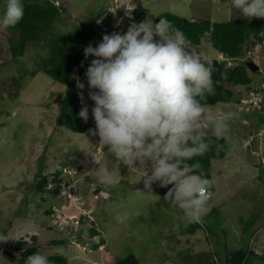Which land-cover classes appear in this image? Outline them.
<instances>
[{
	"label": "rangeland",
	"instance_id": "obj_1",
	"mask_svg": "<svg viewBox=\"0 0 264 264\" xmlns=\"http://www.w3.org/2000/svg\"><path fill=\"white\" fill-rule=\"evenodd\" d=\"M58 1L61 17L53 22V33L71 34L88 27L101 40L105 34L126 32L132 22L156 23L163 13L194 22L249 19L230 0ZM3 11L0 0V15ZM9 38L16 36L0 30V234L9 237L0 241V264H22L20 254L30 247L47 256H62L68 264H232L238 252L245 256L240 264H264V111L255 98L256 90L264 89V44L243 46L241 63L252 61L259 67L256 73L248 71L250 87L236 89L223 82L245 105L234 99L209 107L211 115L223 112L230 117V135L240 144L227 139L226 157L210 161L211 215L201 217V226L189 235L184 232L193 221L164 197L142 189L140 176L112 157L107 146H100L98 135L88 133L85 139L58 124L64 88L43 73L31 75L48 55L46 42L26 45L15 62L10 58ZM191 48L203 50L219 65L227 61L206 39ZM85 73L82 78L76 74L75 85L95 129ZM78 81L85 84L83 90ZM246 107L251 111L245 112ZM244 141L249 148H244ZM105 165L120 172V184L99 183L97 167ZM40 170L45 174L63 170L56 199L50 196L43 201L35 193L33 183ZM51 185L46 188L51 190ZM123 212L128 219L120 223L117 217ZM91 225L99 232L93 239ZM21 241L26 244L19 245ZM98 242L103 247L94 245Z\"/></svg>",
	"mask_w": 264,
	"mask_h": 264
},
{
	"label": "clouds",
	"instance_id": "obj_2",
	"mask_svg": "<svg viewBox=\"0 0 264 264\" xmlns=\"http://www.w3.org/2000/svg\"><path fill=\"white\" fill-rule=\"evenodd\" d=\"M230 4L250 20L264 18V0H230ZM23 16V0H4L0 30L15 27ZM83 51L86 58L96 57L85 73L88 97L94 102L95 129L89 133L98 135L100 146H107L112 157L138 174L146 190L157 182L162 187L172 185L164 197L169 206L181 209L189 221L200 219L213 198L209 200L212 181L198 171L199 162H185L204 155L213 138L240 144L230 135V117L223 112L211 115L210 106L203 102L214 92L213 61L203 50H193L184 32L166 18L158 23L132 22L126 32L105 34L97 46L90 44ZM218 57L227 59L226 67L236 66L237 59ZM77 87L83 90L85 84L78 81ZM256 91L262 110L264 89L260 86ZM238 101L242 105L244 100ZM252 105L249 102V108ZM78 115L88 121L87 104ZM97 175L105 186L122 180L120 172L107 165L98 166ZM117 219L125 222L128 213ZM8 239L0 234V241ZM95 245L103 247L99 242ZM24 264L52 262L37 251Z\"/></svg>",
	"mask_w": 264,
	"mask_h": 264
},
{
	"label": "trees",
	"instance_id": "obj_3",
	"mask_svg": "<svg viewBox=\"0 0 264 264\" xmlns=\"http://www.w3.org/2000/svg\"><path fill=\"white\" fill-rule=\"evenodd\" d=\"M55 1L23 0L24 16L22 20L15 27L6 29L11 36H16V39L9 38L7 40L10 58L16 62V59L22 55L26 45L39 43L43 40L46 42L48 55L41 60L37 70L32 71L31 75L35 76L39 72L43 73L53 82L64 88L57 122L60 126L72 133L85 135L89 133V129L92 126L89 119L85 122L78 115L81 104L80 96L75 85L76 74L82 78L91 61L89 60L91 59V55L87 58L84 56V48L90 44L93 47L97 46L101 42V38L96 32L94 36V30H89L88 27L86 31L84 29L83 31L71 34L53 33L55 28L53 22L61 17L62 9L61 5L56 6L54 4ZM161 18L168 19L174 28L182 30L189 40L190 46L197 48L201 45L202 40L206 39L207 43L219 54L225 55L228 58L237 59L236 66L226 67L223 64L217 68H213L214 92L204 98V103L213 106L219 103H229L235 99L233 92L229 91L223 85V82L229 85L233 84L236 87L244 86L248 88L252 85V79L248 75V70L241 63L242 61L240 59L244 55L245 51L243 50V46L245 44L250 47L264 43L263 18H252L251 20L234 19L222 23H211L207 20L200 22L189 21L174 14L163 13L156 17L155 22L158 23ZM261 111H264V106ZM229 146L230 142L226 138H213L209 150L204 155L194 157L185 163L191 165L199 162L200 167L198 171L209 178L210 161L224 159L230 148ZM61 174H63V170L53 174H45L41 170L36 173V181L33 183V189L35 193L40 195L41 200L45 201L50 196L53 199L58 197L62 189ZM50 177H52L51 181H49ZM50 184H52L51 190L46 188ZM157 184L159 183L157 182ZM210 190L213 192V189ZM51 211V209L48 210L49 214L52 215L53 212ZM212 211L214 212V210ZM209 215H211V212L207 211L203 217ZM201 219L193 220L186 227L184 233L189 235L194 234L201 226ZM89 229L91 239L98 236L99 232L93 225ZM19 243V245L26 244L24 241ZM56 243L61 244L62 241L52 242V244ZM95 246L98 247L99 245ZM28 249H30V252L27 255L20 254V262L22 264H24L28 256L35 253V248L30 247ZM48 257L52 264H68L66 258L62 256L56 255ZM232 259V264H240L245 259L244 253L238 252Z\"/></svg>",
	"mask_w": 264,
	"mask_h": 264
},
{
	"label": "water",
	"instance_id": "obj_4",
	"mask_svg": "<svg viewBox=\"0 0 264 264\" xmlns=\"http://www.w3.org/2000/svg\"><path fill=\"white\" fill-rule=\"evenodd\" d=\"M213 62V68H217L219 67V63L217 60L215 59H211ZM245 67L249 70L250 73H255L259 70L258 66L254 63V62H246L245 63ZM172 185H168L166 187H162L157 183H153L151 186L150 191L155 192L157 195L161 196V197H165V195L167 194L169 188H171ZM142 189H145L144 186L142 187ZM146 190V189H145ZM30 252V249L26 250L25 252H23L24 255H27Z\"/></svg>",
	"mask_w": 264,
	"mask_h": 264
},
{
	"label": "crops",
	"instance_id": "obj_5",
	"mask_svg": "<svg viewBox=\"0 0 264 264\" xmlns=\"http://www.w3.org/2000/svg\"><path fill=\"white\" fill-rule=\"evenodd\" d=\"M244 143H246V141L243 142V146H244ZM245 145H246V144H245ZM248 146H250V145L247 144L246 146H244V148H245V147L249 148ZM250 160H251V159H250ZM250 160H248V161L251 162ZM248 164H249V163H248ZM210 165H211V164H210ZM239 165H240V166H243V167L247 166V165H246V162H245L244 164H241V162H240ZM210 177H212V176H211V167H210ZM210 177H209V178H210ZM211 189H214L213 185H212ZM213 194H214V191H213ZM202 217H203V216H202ZM200 219H201V218H200Z\"/></svg>",
	"mask_w": 264,
	"mask_h": 264
},
{
	"label": "built area",
	"instance_id": "obj_6",
	"mask_svg": "<svg viewBox=\"0 0 264 264\" xmlns=\"http://www.w3.org/2000/svg\"><path fill=\"white\" fill-rule=\"evenodd\" d=\"M55 5H56V6H59V3H58V2H55ZM255 96H256L255 98L259 99V102H260V98L258 97V93H256ZM243 102H244V101H242V105H245V104H243ZM210 192H211V195H210L209 200H210V199L212 198V196H213V192H212V190H210Z\"/></svg>",
	"mask_w": 264,
	"mask_h": 264
}]
</instances>
